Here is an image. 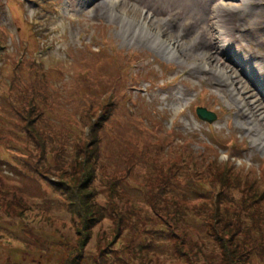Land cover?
Wrapping results in <instances>:
<instances>
[{
  "label": "rangeland",
  "instance_id": "374dc122",
  "mask_svg": "<svg viewBox=\"0 0 264 264\" xmlns=\"http://www.w3.org/2000/svg\"><path fill=\"white\" fill-rule=\"evenodd\" d=\"M0 264H264V0H0Z\"/></svg>",
  "mask_w": 264,
  "mask_h": 264
},
{
  "label": "trees",
  "instance_id": "16d2710c",
  "mask_svg": "<svg viewBox=\"0 0 264 264\" xmlns=\"http://www.w3.org/2000/svg\"><path fill=\"white\" fill-rule=\"evenodd\" d=\"M20 60H17V63H19ZM20 65V64H17ZM83 75V74H80ZM39 89L38 85H32L31 87L28 88V90H31L32 92L28 93L26 91V89L24 90H20L21 94L24 96L25 98V104L28 105L29 107V111L26 113L25 116H30V113H35V115L33 116V119L35 118H43V110L41 109L42 107H46L45 102H43L41 96L39 94H35V90ZM33 101H36V103H34ZM37 102L39 103V105L37 104ZM91 106L88 108H85V111L87 112V114H89V110H90ZM105 121V118H102L101 116H98L96 119H94V122H92L91 125V132L94 136V141H95V135L97 134V130H100L103 127V123ZM228 164V163H227ZM227 164L223 163V165L221 164V169L223 171V174L226 173H232V169H228L227 168ZM83 204L81 203V205L79 207H81V211L80 214H83L81 217H83L84 219V214H86V209L84 210ZM222 250H225V248H223Z\"/></svg>",
  "mask_w": 264,
  "mask_h": 264
},
{
  "label": "water",
  "instance_id": "95a60500",
  "mask_svg": "<svg viewBox=\"0 0 264 264\" xmlns=\"http://www.w3.org/2000/svg\"><path fill=\"white\" fill-rule=\"evenodd\" d=\"M196 116L207 123H212L215 120V115L211 112H208L204 108H197L196 109Z\"/></svg>",
  "mask_w": 264,
  "mask_h": 264
},
{
  "label": "bare ground",
  "instance_id": "6f19581e",
  "mask_svg": "<svg viewBox=\"0 0 264 264\" xmlns=\"http://www.w3.org/2000/svg\"><path fill=\"white\" fill-rule=\"evenodd\" d=\"M218 23H220V22H218ZM204 31H206V30H204ZM220 67H223V66H222V65H220ZM220 72L224 73L223 71H220Z\"/></svg>",
  "mask_w": 264,
  "mask_h": 264
}]
</instances>
